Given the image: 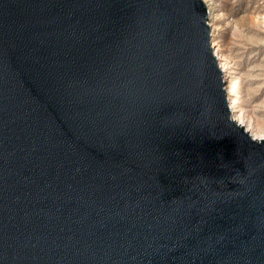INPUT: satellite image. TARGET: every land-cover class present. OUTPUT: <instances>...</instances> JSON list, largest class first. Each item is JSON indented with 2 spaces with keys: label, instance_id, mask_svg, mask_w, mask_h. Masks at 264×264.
Listing matches in <instances>:
<instances>
[{
  "label": "water",
  "instance_id": "1",
  "mask_svg": "<svg viewBox=\"0 0 264 264\" xmlns=\"http://www.w3.org/2000/svg\"><path fill=\"white\" fill-rule=\"evenodd\" d=\"M205 0H0V264H264V138L233 117Z\"/></svg>",
  "mask_w": 264,
  "mask_h": 264
},
{
  "label": "rangeland",
  "instance_id": "2",
  "mask_svg": "<svg viewBox=\"0 0 264 264\" xmlns=\"http://www.w3.org/2000/svg\"><path fill=\"white\" fill-rule=\"evenodd\" d=\"M212 1V45L227 66L225 88L235 79L237 108L249 118L252 132L264 134V0Z\"/></svg>",
  "mask_w": 264,
  "mask_h": 264
},
{
  "label": "bare ground",
  "instance_id": "3",
  "mask_svg": "<svg viewBox=\"0 0 264 264\" xmlns=\"http://www.w3.org/2000/svg\"><path fill=\"white\" fill-rule=\"evenodd\" d=\"M207 5H208V8H209V15H210V19L215 17L216 16V13H215V6L213 5V1L212 0H205ZM216 55L217 57L219 56L220 59H221V56L218 52V50H216ZM223 61V60H222ZM229 66V65H228ZM220 67L222 68V70L224 72H226L227 70V66H226V63L225 62H221L220 61ZM229 83V81H228ZM230 88L228 89V93H230V97H229V107H230V110H231V113H232V117L240 124V125H243L245 127V129L249 132H251V134L257 138V139H261V138H264V134H257V133H254L252 132V126L249 124V118L247 119L246 118V114L243 110H240L238 107V100H237V97H236V94H237V87H236V82H235V79L231 78V84L229 86ZM248 117V116H247ZM262 133V132H261Z\"/></svg>",
  "mask_w": 264,
  "mask_h": 264
}]
</instances>
